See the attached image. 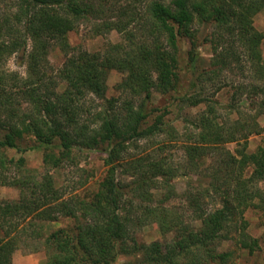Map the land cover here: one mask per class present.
I'll use <instances>...</instances> for the list:
<instances>
[{
  "label": "trees",
  "instance_id": "trees-1",
  "mask_svg": "<svg viewBox=\"0 0 264 264\" xmlns=\"http://www.w3.org/2000/svg\"><path fill=\"white\" fill-rule=\"evenodd\" d=\"M94 2L0 0V187L19 191L17 200H0V264H13L18 251L44 252L43 264H117L122 257L128 264H230L234 253L222 250L230 240L254 255L260 244L246 214L264 212V139L254 152L248 144L263 133L264 100L254 114L231 112L227 122L219 109L229 108L212 97L242 56L264 80V34L254 25L264 0H152L142 33L127 31L138 15L124 12L128 21L104 24L123 41L92 53L75 49L70 35L98 11ZM54 52L65 59L56 76ZM12 57L26 76L7 68ZM113 71L123 78L119 97L107 100ZM182 75L190 78L185 90ZM90 95L107 103L93 115L94 127L82 120ZM158 97L168 108L153 107ZM170 113L186 127L183 164L160 154L131 158L129 148L142 141L179 137ZM33 151L43 154V172L28 168ZM86 152L105 154L106 175L94 194L67 196L54 171L77 167ZM61 218L75 224L53 230ZM150 221L173 237L138 242L135 234Z\"/></svg>",
  "mask_w": 264,
  "mask_h": 264
},
{
  "label": "rangeland",
  "instance_id": "rangeland-1",
  "mask_svg": "<svg viewBox=\"0 0 264 264\" xmlns=\"http://www.w3.org/2000/svg\"><path fill=\"white\" fill-rule=\"evenodd\" d=\"M152 0L134 1V0H95L93 3L96 5L98 11L89 19L83 21L78 27L76 32L70 35L71 44L75 49H83L92 53L104 52L109 46L108 44H117L123 41V35L118 31H108L105 29L104 24L117 23L120 20L128 21L129 16H133L132 11L135 10V14L138 15V21L130 22L126 29L130 32L142 33V28L147 20V7ZM170 0H167V3ZM104 9H102V7ZM126 12L129 14L128 18L123 14ZM254 25L256 29L264 34V12L258 14L254 19ZM215 33L213 29V34ZM141 35V34H140ZM187 40L181 41V51L183 65L185 64L184 54L190 47ZM261 50L264 58V41L261 46ZM240 51V50H239ZM202 53L205 59L208 61L212 57L211 48L204 46ZM65 59L64 56L57 52H54L50 56V63L53 67V74H58L59 69L62 68ZM242 63L239 66H233L227 75H224L222 81L223 90L215 95L214 99H217L223 106L229 108L226 112L220 107L219 116L223 120H229L231 117H239L237 112L244 114H254L259 103L264 100V80H257L256 71L251 69L244 56L241 57ZM241 66V67H240ZM7 68L13 72H19L23 77L26 76V67L20 66L17 63V58L12 57L9 60ZM187 74V71H183L182 74ZM183 76V75H182ZM256 76V77H255ZM123 75L116 71L111 72L109 77V91L107 93V100L112 97H117L118 94L115 87L122 80ZM264 78V77H263ZM190 78L183 76L182 83L184 90L188 87ZM256 88V89H255ZM259 89V90H258ZM215 92V88L213 89ZM257 92V94H256ZM214 94V93H213ZM239 94V95H237ZM119 97V96H118ZM84 107L89 105L91 113L85 114L82 119L87 122L91 127L96 124L93 115L103 110L107 103L93 95L87 96L83 101ZM169 100L163 97H158L153 107L168 108ZM235 106V111L230 107ZM27 107V105H26ZM238 109V111H237ZM192 114L190 111H186L184 114ZM195 113V111H194ZM160 114V112L156 113ZM230 117V118H231ZM179 131L178 136L170 140L169 137H159L153 144L150 141H142L137 147L133 146L129 148V156L131 158L141 157L145 155L157 156L158 154L172 158L175 165L183 164L184 162V140L186 127L183 124V117L177 119L176 113H170L167 118ZM261 126L264 128V116L260 118ZM264 139V130L262 135H253L249 139V151H256ZM228 149L234 151L238 145L236 143L228 145ZM105 154L102 152H86L80 158L77 167H65L62 170L54 171L57 186L64 187V190L68 195L76 194L81 197H88L98 191L100 183L103 181L107 167L104 162ZM127 158V157H126ZM28 168L40 172H43V154L38 151L28 153ZM179 191H183L184 182H177ZM264 190V182L260 184ZM19 191L13 188L0 187V200H17L19 198ZM180 198L172 201L174 206H177L180 210L186 206ZM181 212V211H180ZM246 217L249 221V234L259 240L260 249L254 255L249 254L248 251L241 250L236 244L235 240H230L226 243L222 250L231 251L234 253V260L230 264H264V212L259 210H250L247 212ZM75 224L74 219L61 218L60 223L54 225L53 230L58 228H64L73 226ZM174 234L167 236L168 240L173 237ZM2 236L0 231V237ZM136 239L140 243L151 244L153 242H165L167 238L159 231L157 223L153 221L149 222V225L144 229L139 230L135 234ZM233 238V237H232ZM129 258L122 257L117 264H128ZM46 261V255L44 252L39 253H26L25 251L16 252L13 260V264H43Z\"/></svg>",
  "mask_w": 264,
  "mask_h": 264
}]
</instances>
